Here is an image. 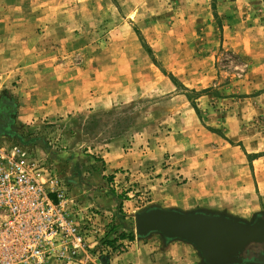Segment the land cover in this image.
<instances>
[{
	"label": "rangeland",
	"instance_id": "rangeland-1",
	"mask_svg": "<svg viewBox=\"0 0 264 264\" xmlns=\"http://www.w3.org/2000/svg\"><path fill=\"white\" fill-rule=\"evenodd\" d=\"M33 1L66 26L67 41L52 45L64 82L103 95L107 106L21 124L6 88L0 146H18L62 178L79 215L94 216L87 235L94 257L102 244L114 251L103 261L122 264L143 239L134 214L147 207L226 211L248 222L264 214V0ZM115 149L124 158L107 155ZM113 160L114 179L105 181ZM214 194L236 202H210ZM107 200H115L113 212L100 205ZM113 230L114 244H103ZM121 240L127 248L116 252Z\"/></svg>",
	"mask_w": 264,
	"mask_h": 264
},
{
	"label": "crops",
	"instance_id": "crops-1",
	"mask_svg": "<svg viewBox=\"0 0 264 264\" xmlns=\"http://www.w3.org/2000/svg\"><path fill=\"white\" fill-rule=\"evenodd\" d=\"M54 29L58 31L57 35ZM66 36V26L58 18L52 20L49 15L34 8L33 0H0V97L6 88L14 93L13 96L17 104L19 103L15 118L17 122L27 124L35 119L62 116L83 108L106 109L107 101L103 95L87 94L81 88L73 87V83H66L62 79L60 56H56L52 45L64 44L67 41ZM95 86L98 87L97 84ZM101 92L105 90L102 89ZM105 97L107 98V94ZM202 97L204 95L200 98ZM122 139L123 134L113 138L109 146L120 144ZM111 153L118 158H124L119 150H110L107 155L111 156ZM141 162L137 156L136 162L131 164L137 167ZM115 163L113 160L103 171L101 178L105 181L114 179V169L118 167ZM120 175L115 180L122 181L123 175ZM197 189L192 188L191 191L195 190L197 194ZM76 197L83 200L80 194ZM107 201L109 202H100V205L108 206L107 209L113 212L115 200ZM163 201H175L172 203L180 206L189 204L187 200ZM211 205L217 206L214 202ZM119 259L122 264H202L197 251L191 245L181 241L164 245L151 236L134 240Z\"/></svg>",
	"mask_w": 264,
	"mask_h": 264
},
{
	"label": "built area",
	"instance_id": "built-area-1",
	"mask_svg": "<svg viewBox=\"0 0 264 264\" xmlns=\"http://www.w3.org/2000/svg\"><path fill=\"white\" fill-rule=\"evenodd\" d=\"M75 205L56 173L18 146H0V264H111L101 258L111 247L90 252L94 216L81 217ZM117 245L116 252L127 248L125 240Z\"/></svg>",
	"mask_w": 264,
	"mask_h": 264
},
{
	"label": "water",
	"instance_id": "water-1",
	"mask_svg": "<svg viewBox=\"0 0 264 264\" xmlns=\"http://www.w3.org/2000/svg\"><path fill=\"white\" fill-rule=\"evenodd\" d=\"M254 217L248 222L226 211L151 206L134 214V230L139 238L157 234L164 245L187 243L202 264H243L248 247L264 243V214Z\"/></svg>",
	"mask_w": 264,
	"mask_h": 264
},
{
	"label": "flooded vegetation",
	"instance_id": "flooded-vegetation-1",
	"mask_svg": "<svg viewBox=\"0 0 264 264\" xmlns=\"http://www.w3.org/2000/svg\"><path fill=\"white\" fill-rule=\"evenodd\" d=\"M254 218L255 217L251 220H254ZM243 264H264V243L250 245L247 253H245V260H243Z\"/></svg>",
	"mask_w": 264,
	"mask_h": 264
},
{
	"label": "trees",
	"instance_id": "trees-1",
	"mask_svg": "<svg viewBox=\"0 0 264 264\" xmlns=\"http://www.w3.org/2000/svg\"><path fill=\"white\" fill-rule=\"evenodd\" d=\"M204 91H206V90H203L202 92H204ZM8 103L10 104L11 108H13V110L16 108V106H15V104L13 102H8ZM192 105L195 108V110H197V107H196L195 103L192 102ZM197 112H198V110H197ZM112 233H113V235H112ZM115 233H116V230L115 231L113 230L112 232H109V233L105 234V236L102 238L101 242L103 244L113 245L114 241L117 238L116 236H114ZM126 236L129 237V238H133L132 233H130V232H129V234H126L125 232H120L118 234V238H124Z\"/></svg>",
	"mask_w": 264,
	"mask_h": 264
},
{
	"label": "bare ground",
	"instance_id": "bare-ground-1",
	"mask_svg": "<svg viewBox=\"0 0 264 264\" xmlns=\"http://www.w3.org/2000/svg\"><path fill=\"white\" fill-rule=\"evenodd\" d=\"M230 195H232V194H230ZM230 195L229 194H214V195H212L214 198V200H209L210 202L211 201H214V202H219L220 204H224V203H232L233 205H234V203L236 202H234V200H228L229 198H228V196L230 197ZM186 198V197H185ZM184 197H183V199H185ZM212 198V197H211Z\"/></svg>",
	"mask_w": 264,
	"mask_h": 264
}]
</instances>
